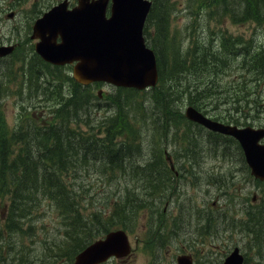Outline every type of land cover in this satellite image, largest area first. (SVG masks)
<instances>
[{"label":"rangeland","instance_id":"rangeland-1","mask_svg":"<svg viewBox=\"0 0 264 264\" xmlns=\"http://www.w3.org/2000/svg\"><path fill=\"white\" fill-rule=\"evenodd\" d=\"M56 1L0 0V46L14 43L19 38L17 34L24 39L35 17L34 12H38V9L44 11ZM199 1L172 0L175 7L171 10L170 32L173 40L170 37L172 43L169 45V53L179 46L184 48L182 44L188 45L192 41L188 39L194 30L198 35L202 24L200 18L203 21V18L208 16L206 11L201 9L204 3L200 4ZM249 2L250 0H211V7L214 8H211L207 26L211 32V48L214 51L221 50L224 44L231 42L236 46L235 51L240 49L238 46L244 48L242 51L245 52L250 47L264 49V22H244V19L233 21L231 17L230 9L248 7ZM9 13L14 14L9 17ZM238 41L241 44L236 43ZM31 44L25 42L16 54L0 57V119L10 130L23 129L29 119L32 122L39 119L49 122H55L57 118L59 120L57 108H61L63 104L60 102L66 99L61 86L66 82L67 73L71 72L68 68L47 70L49 83L45 73L31 85L22 76V56L25 59L29 57V65L34 64L36 72L45 70L31 55ZM228 50L227 47L219 52L213 63L211 104H208L210 101L207 98L196 103L208 104V108L218 109L226 102L231 114H235L236 108L242 105L264 113V72L256 74L254 71L255 73L251 74L243 62L248 58L237 57L235 52L227 55ZM255 64L261 66L260 61ZM28 75L32 77L33 73L29 72ZM55 81L57 85L54 84ZM66 85L70 86L69 83ZM178 85L179 99L165 101L167 106L163 110L151 97L149 100L146 94L124 91L107 84L95 87L93 94L96 95L98 90L102 89V96L99 98L100 106L95 108L97 111L91 110L88 118L93 127L82 123L84 113H80V117H73L77 122L68 127L69 131L75 132L70 134L72 143L75 148L80 149L82 143L77 136L84 137L82 134L92 133L101 138L109 129L110 134H114L113 137L125 142L120 144L123 152L127 154L123 161L126 164H122L123 170L95 172L98 169L93 164H103L100 159L94 158L91 165H74L75 170L80 172H69L67 184H70L76 191L74 194L79 196L80 207L82 206L79 217L65 218L53 204L42 199L30 217L18 221L22 224L21 230L15 233L0 230V264H53L60 259H55L56 245L76 247L121 220L134 227L133 252L124 259H113L107 264H177L176 257L183 251L198 255V261L206 262L211 258H224L234 245H239L245 251L246 264H264V234L253 227H257L258 220L264 222V214L257 219L252 210L248 209L247 221L253 226L246 229L241 227V216H246L241 212L245 199L244 204H248L253 210L258 207L263 209L257 203L250 205L253 194L260 191V187L257 179L246 168L240 167L236 172H232L233 169L229 171V162H233L230 159L239 164V156L233 145L226 143L222 147L226 154L224 160L228 161L225 171L215 167L218 163H211V157H214L212 152H209L206 158L202 155L196 157L193 163L202 162L206 165L193 170L194 172L180 170V175H175L164 172L162 165L156 167L158 156L161 161L162 157L164 159L165 148L174 153L182 152V160H187L189 152L195 155L194 144L201 146L200 153L202 145L206 149L203 152L219 146L216 141L214 145L211 144L207 135L194 138L193 129L181 120L183 110L196 96L192 98L186 91L184 75H181ZM236 89H240V92H235ZM133 98H136V102L140 107L144 106V109L134 106L131 102ZM66 106L69 113L65 112L67 116L84 109L82 106L75 108L70 103ZM170 119L172 120L169 123ZM116 122L122 123L131 134L117 135ZM259 122H264L262 117L257 118L256 124ZM187 135L191 142L186 138ZM96 142L98 143L97 140ZM221 157L220 152L218 158ZM138 163L144 165L140 169L145 177H142L140 169L136 170L138 166L135 165ZM163 195L167 197V201L175 203L171 202L169 209L173 212L172 215L163 211L164 206L160 212L156 204L157 199ZM3 203L6 202H0V210L4 208ZM119 207L121 213L117 211ZM152 207L154 213L151 211ZM223 208L233 210L234 215H230V211L226 212ZM112 210L114 214L110 216ZM233 221L236 223H232ZM5 222L6 220L0 217V228L6 226ZM84 227L89 230L87 235ZM209 233L211 235L208 237ZM156 241L163 249L153 247ZM182 241L189 244H183ZM210 245L211 250H208ZM63 261L64 259L56 264Z\"/></svg>","mask_w":264,"mask_h":264},{"label":"trees","instance_id":"trees-1","mask_svg":"<svg viewBox=\"0 0 264 264\" xmlns=\"http://www.w3.org/2000/svg\"><path fill=\"white\" fill-rule=\"evenodd\" d=\"M199 3H204L201 9H204L208 13L211 12V0H200ZM249 3L248 7L230 9L231 17L234 20H255L263 23L264 0H250ZM174 7L175 5L172 0H153L152 10L145 27L147 41L155 50L157 56L160 77L159 84L152 88L145 96L149 100L151 97V100L156 102L161 110L167 106L165 101L179 99L177 87L179 86L181 75H184L185 78L186 91L190 93L192 98L196 96L191 102H200L203 98L211 101V70L213 71L214 69L213 63L216 61L215 59L219 55V52L227 47L229 48L227 55L235 52L234 54L237 57L248 58V60H244L243 62L246 63V69L251 74L254 71L256 74L264 72V50L261 48L253 49V47H250L247 52L241 51V49L235 51L233 43L224 44L221 50L214 51L211 48V32L207 26V20L210 15L204 17L203 21L200 18L199 21L202 24L198 29V35H196L197 31L195 32L194 30L188 39V41L192 40L188 45L182 44L184 48H180L179 46L176 48L177 50L172 49L169 53V45L173 40V37L170 35L171 10ZM215 8L220 9L221 7ZM151 30H153V33ZM259 61L261 66H256L255 63H259ZM228 66L226 67L228 68ZM80 86L76 85L77 88L67 103H70L75 108L82 106L84 109L71 113L70 119H73L72 117H80V113H84L85 117H82V119L87 122L89 121L88 118L91 115V110L97 111L95 110L96 103L94 102L96 97L89 93L86 87L84 89L87 92L78 88ZM123 101L126 102V100ZM131 102L134 106L144 109V106L140 107L139 103L136 102V98L131 99ZM63 109L68 113L66 105ZM62 117L65 116L62 115ZM183 117V114H181V120ZM171 120H169V123ZM64 122L68 124V121ZM67 124L47 129L43 133L33 132L30 137L41 141L38 144L39 147L34 145L35 148H38L37 151H34L33 146L32 148L28 147L29 135H24L22 139L27 144V157L22 154L13 155L9 141L12 140L15 143L19 140L13 133L8 135L5 130L0 128V195L10 196L11 204L6 209L9 229L15 225L16 220L19 221L29 215L31 207L43 197H48L51 201L57 202L66 213H80V208L74 201L76 196L72 192V197L70 198L69 196L68 188L63 179V171L67 174L70 168L76 164H81L82 166L91 165L92 158L96 160L100 159L102 164L110 171L114 169L115 165L123 168L122 164H126L123 161L127 154L123 152L122 145L116 144V139L113 137L114 134H110L109 129L106 130L107 135L100 139L93 138L92 134L89 137L83 134L84 137L77 136L78 140L82 143L80 149H77L72 143L73 138L70 135L75 132L69 131ZM123 128L122 123L116 122L118 133H127L128 130V134H131L128 128L125 130ZM193 133L196 134V131H193ZM186 138L191 142V138L188 135ZM194 146L196 157L200 152L201 146H198L199 149L196 144ZM188 157L191 158L192 155H188ZM158 160L156 167L163 164L159 156ZM153 187H155V183ZM84 230V232L87 231L85 227ZM85 245H82L81 248ZM55 247L56 251L60 250L61 254L67 252L65 249L68 248L66 244L56 245ZM80 249H73L69 253L71 255L65 257L67 259L65 263L71 262L75 253Z\"/></svg>","mask_w":264,"mask_h":264},{"label":"water","instance_id":"water-1","mask_svg":"<svg viewBox=\"0 0 264 264\" xmlns=\"http://www.w3.org/2000/svg\"><path fill=\"white\" fill-rule=\"evenodd\" d=\"M109 0H79L78 6L68 9L66 3L53 7L34 25L35 35L42 38L37 50L53 63H72L75 78L81 83L104 80L120 86L139 89L155 85L158 68L154 51L146 45L143 36L145 19L151 2L148 0H113L111 15L107 17ZM61 35L62 41L57 37ZM10 47L0 48V55ZM187 116L213 126L194 108L187 109ZM214 128L235 135L241 142L252 173L264 178V145L259 139L263 130L217 126ZM130 250L123 231L109 233L77 255L74 264H96L110 255L123 256ZM186 257H180L184 264ZM243 255L236 248L223 264H242ZM188 264V263H187Z\"/></svg>","mask_w":264,"mask_h":264},{"label":"flooded vegetation","instance_id":"flooded-vegetation-1","mask_svg":"<svg viewBox=\"0 0 264 264\" xmlns=\"http://www.w3.org/2000/svg\"><path fill=\"white\" fill-rule=\"evenodd\" d=\"M257 199V196L256 195H254V197H253V200H256Z\"/></svg>","mask_w":264,"mask_h":264}]
</instances>
